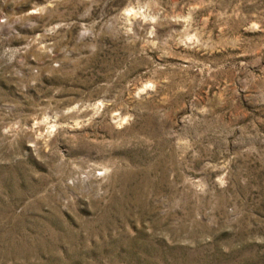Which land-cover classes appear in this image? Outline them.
<instances>
[{"label": "rangeland", "instance_id": "rangeland-1", "mask_svg": "<svg viewBox=\"0 0 264 264\" xmlns=\"http://www.w3.org/2000/svg\"><path fill=\"white\" fill-rule=\"evenodd\" d=\"M0 264H264V0H0Z\"/></svg>", "mask_w": 264, "mask_h": 264}, {"label": "bare ground", "instance_id": "bare-ground-1", "mask_svg": "<svg viewBox=\"0 0 264 264\" xmlns=\"http://www.w3.org/2000/svg\"><path fill=\"white\" fill-rule=\"evenodd\" d=\"M99 105V104H98ZM114 117V116H113ZM42 122H44V118H43V120H42ZM123 123V122H122Z\"/></svg>", "mask_w": 264, "mask_h": 264}, {"label": "water", "instance_id": "water-1", "mask_svg": "<svg viewBox=\"0 0 264 264\" xmlns=\"http://www.w3.org/2000/svg\"><path fill=\"white\" fill-rule=\"evenodd\" d=\"M113 117V116H112Z\"/></svg>", "mask_w": 264, "mask_h": 264}]
</instances>
